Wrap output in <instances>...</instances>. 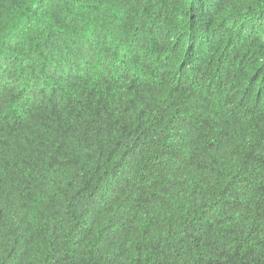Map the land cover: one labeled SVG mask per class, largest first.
I'll list each match as a JSON object with an SVG mask.
<instances>
[{"label":"trees","instance_id":"trees-1","mask_svg":"<svg viewBox=\"0 0 264 264\" xmlns=\"http://www.w3.org/2000/svg\"><path fill=\"white\" fill-rule=\"evenodd\" d=\"M0 264H264V0H0Z\"/></svg>","mask_w":264,"mask_h":264}]
</instances>
